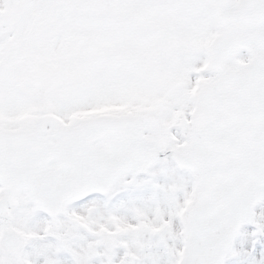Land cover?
Wrapping results in <instances>:
<instances>
[{
	"label": "snow or ice",
	"instance_id": "obj_1",
	"mask_svg": "<svg viewBox=\"0 0 264 264\" xmlns=\"http://www.w3.org/2000/svg\"><path fill=\"white\" fill-rule=\"evenodd\" d=\"M262 202L264 0H0V264H264Z\"/></svg>",
	"mask_w": 264,
	"mask_h": 264
},
{
	"label": "rangeland",
	"instance_id": "obj_2",
	"mask_svg": "<svg viewBox=\"0 0 264 264\" xmlns=\"http://www.w3.org/2000/svg\"><path fill=\"white\" fill-rule=\"evenodd\" d=\"M243 55H246V54H243ZM260 208H261V206L258 207L257 212L260 211ZM243 230L250 232L253 229L249 225H245ZM237 247H239V244H237ZM261 249H264V237H262L261 241L257 244V252H256L257 257L259 256ZM226 264H240V261L238 258H230L229 260H227Z\"/></svg>",
	"mask_w": 264,
	"mask_h": 264
},
{
	"label": "water",
	"instance_id": "obj_3",
	"mask_svg": "<svg viewBox=\"0 0 264 264\" xmlns=\"http://www.w3.org/2000/svg\"><path fill=\"white\" fill-rule=\"evenodd\" d=\"M242 52H246L247 53V50H242ZM258 206V205H257Z\"/></svg>",
	"mask_w": 264,
	"mask_h": 264
}]
</instances>
